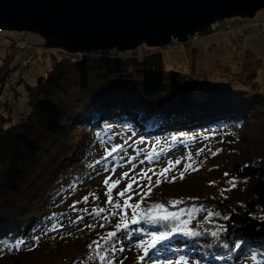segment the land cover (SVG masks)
Returning a JSON list of instances; mask_svg holds the SVG:
<instances>
[{"label":"trees","instance_id":"obj_1","mask_svg":"<svg viewBox=\"0 0 264 264\" xmlns=\"http://www.w3.org/2000/svg\"><path fill=\"white\" fill-rule=\"evenodd\" d=\"M128 50L116 55L108 49L92 50L78 60L52 55L47 73L27 87L30 110L19 120L0 125V264H77L90 255L93 241L116 230L119 216L101 223L90 219L92 209L104 204L87 208L71 203L77 190L92 185L88 179L96 172L97 161L103 160L98 158L101 147L111 139H118L123 151L146 141L152 147L171 144V149L176 137L208 129L244 142L247 119L264 118V92L209 90L194 97V76L165 70L161 51L123 55ZM6 74L13 73L0 68L2 83ZM249 75L244 82L256 86L255 73ZM254 157L222 167L217 162L210 169L199 166L203 170L197 175L203 177L198 181L193 171H187L183 179L167 174L159 185L152 184L138 211L154 203L165 204L168 210L198 209L186 226L198 235L175 232L157 245L176 242L173 250L202 264H237L249 253L264 256V158ZM222 177L230 187L215 196L214 180ZM138 200L139 195L135 203ZM172 200L183 203L172 207L168 205ZM210 211L213 215L205 219ZM62 215L58 228L43 229ZM178 225L179 220L129 222L107 243L100 241L105 259L93 264L119 259L121 264H134L123 254L126 239L137 236L140 244L151 233ZM19 241L23 243L17 248Z\"/></svg>","mask_w":264,"mask_h":264},{"label":"rangeland","instance_id":"obj_2","mask_svg":"<svg viewBox=\"0 0 264 264\" xmlns=\"http://www.w3.org/2000/svg\"><path fill=\"white\" fill-rule=\"evenodd\" d=\"M260 22H264V7L259 9L253 17L232 16L216 20L212 23L213 29L210 32L203 34L196 32L184 40L183 43L172 40L169 46H150L143 42L134 49L124 51L123 55L140 56L154 51H161L163 68L165 70L172 69L181 72H190L194 76V97L204 96L209 90H223L230 94H239L241 92L251 94L255 91L264 92V25L260 26ZM24 36H27L33 43L29 47L28 52L35 53L36 57L25 62L23 69L17 70V59L13 58L12 54H7L8 49L15 48L13 44H9V40H22ZM44 44L43 35L35 31L4 29V33H0V68H6L7 73H14L13 81H9L7 86L3 84L1 87L0 85V125H8L13 121L19 120L30 110L27 87L29 85H35L37 78L47 73L54 58L44 49V46L49 47ZM252 72L255 73L256 86L244 82L245 76L249 78V74ZM8 79L9 76L7 77ZM0 84H2L1 80ZM2 91L4 92L2 93ZM21 113L22 116H20ZM263 125V117L261 120L247 119V123L242 129V136H245L244 142L243 140H233L229 136L224 137L220 130L211 131L207 129L199 132L192 131L187 134H182L183 136L181 137H176V139H173L175 140V148L169 149L171 144L167 145L166 143L152 147V143L146 141L141 147L136 149L129 147L126 148V151H123V147H121L118 150L120 152L117 151L118 153L115 152L105 159V149H111L114 145H121L118 139H111V141L106 142L101 147L102 150L100 149L101 157L98 158H103V160L100 161L96 172L88 179V182H91L92 185L88 188L77 190V194L71 203L75 207L85 206L87 208L95 204H104L103 207L106 211L99 216L92 212L90 218H94L92 220L93 222L101 223L103 221H109L111 217H120V209L112 208L111 205L106 203L105 177L111 176V180L109 181L111 183L114 180L120 179L121 174L125 172L129 173V177L137 175L141 169L152 168L158 172L159 169L167 165L169 160L176 161L179 159L181 163L176 165L168 174H179L184 169L185 163H192L193 167L197 169L193 171V176L198 181L203 177V175H201V178L197 175L203 170L200 168H216L218 166L216 164L217 162L222 167L241 159L252 158L256 155H260L262 157L261 160H263ZM247 136L250 137V140L246 138ZM147 142L150 144L147 145ZM201 149L203 151H200L199 155H197L198 150ZM152 152L158 155L152 160H145V157ZM213 152L216 154L213 155ZM189 155L191 156V160L186 159ZM129 158H132L130 162ZM141 161L144 162L141 163ZM133 165H135L134 168ZM199 166L201 167L197 168ZM106 167L107 171L105 170ZM113 168H115L114 172L112 171ZM130 169L131 171H129ZM188 171L192 170L189 169ZM148 175H152V173H148ZM155 182L156 176L152 175L151 185ZM127 183L128 179H123L112 190L114 202L119 201L121 204L123 203L126 197H119L117 193L123 190ZM140 183L141 185H147L148 181L145 179L141 180ZM214 184L216 186V191L213 193L215 196H219L230 187V184L227 182V177H222L221 180H214ZM133 191L146 192L147 187L138 189L134 184ZM85 196L88 197L87 201L83 199ZM137 197L138 195H133L130 203H135ZM181 208L191 209L193 207ZM176 210L178 209L169 211ZM124 211L125 213L129 212L128 215L132 214L131 208L125 209ZM110 212L117 214L110 215ZM104 216L108 218L103 219L102 217ZM194 216L195 212L192 213V217ZM62 217L63 215L60 217L57 216L55 220L48 221L47 227H43V229L50 231L51 229L58 228L61 224ZM184 219H188V216L183 215L180 217V220ZM170 242L168 244L156 245L155 248L150 249L149 254L145 256L143 261H139V264H152L153 261L163 262L166 260H176L183 256L173 250L176 247V242ZM124 244L125 249L123 254L128 257V262L138 264V256L142 254V248L138 247L140 244L137 236L136 238L126 239ZM163 245L167 247L162 248ZM156 250L161 251L162 254L157 255ZM175 255L177 258L173 257ZM99 260L100 258L94 246L90 255L77 264H93ZM186 260L188 264H202V262H195L194 260H189V258H186ZM123 262V259H119L114 264H121ZM225 263L222 262L220 264ZM236 263L264 264V256L258 253H249L244 257V260H239ZM226 264L231 263L227 262Z\"/></svg>","mask_w":264,"mask_h":264},{"label":"water","instance_id":"obj_3","mask_svg":"<svg viewBox=\"0 0 264 264\" xmlns=\"http://www.w3.org/2000/svg\"><path fill=\"white\" fill-rule=\"evenodd\" d=\"M264 0H0V27L40 33L49 47L164 46L216 20L253 17Z\"/></svg>","mask_w":264,"mask_h":264},{"label":"snow or ice","instance_id":"obj_4","mask_svg":"<svg viewBox=\"0 0 264 264\" xmlns=\"http://www.w3.org/2000/svg\"><path fill=\"white\" fill-rule=\"evenodd\" d=\"M122 147V145H114L111 149H105V159L108 156H111L113 153L117 152L120 148ZM201 150H198L197 155H199ZM218 151V150H217ZM213 155H215L216 153L213 152ZM158 154L155 152L149 153L146 157L145 160H152L155 156H157ZM132 158H129V162L131 161ZM186 159L191 160V156L189 155L188 157H186ZM144 161H141V163H143ZM97 163H100V161H97ZM181 163V161L179 159H177L176 161H171L169 160L167 162V165L164 168L159 169V171L157 172L155 169L149 168V169H141L140 173H138L137 175L131 176L129 177V173L125 172L121 174L120 179L114 180L111 183H109V181L111 180V176L105 177L104 179V184L106 186V193L105 195L107 196V201L106 203L111 205L112 208L115 209H120V220L119 222L116 224L115 231H109L107 232L103 237H100L99 240L93 241L92 244H90L88 247L91 249L93 248V245H95V249L97 252V255L99 256V258L101 260H104L105 257L103 255H100V250L102 248V244H101V240L104 243H107L108 241H110L113 237H115L117 235V232L120 229L123 228H127L129 222L135 224L138 223L139 220L143 219L146 220L147 222H155L157 220H162V221H168V220H179V225L177 227H173L170 231H163V232H159V234L156 233H151L150 234V239L145 242V241H141L140 245H138V247L142 248V254L140 256H138V264L139 261H143L145 259V256H147L149 254V250L155 248V246L162 241H166L168 240L169 237H171L173 235V233L175 232H182L185 235H190V236H194V235H198V233L192 231L191 229L186 228V226L190 223L191 217H192V213L198 211V209L196 208H191V209H184V208H180L176 211H169L168 207L165 204L162 203H154L152 205H150L147 210H141V211H137L138 209H140V205L141 202L143 201V199L148 196L151 192V182H152V175L156 176V184L159 185L161 183V177H165L167 178V174L172 171L173 168L176 167V165H179ZM135 167V165H133V168ZM189 169H191L192 171L197 170L196 168L193 167L192 163H185L184 164V169L179 173V178L183 179L184 178V174L186 171H188ZM105 170L107 171V167L105 168ZM113 172L115 171V168H113L112 170ZM131 171V169L129 170ZM148 173H152V175H148ZM225 175L227 176L228 174L225 173ZM128 179V183L125 186V188L123 190H121L119 193H117V195L119 197H126L123 200V203L121 204L119 201H113V197H112V190L117 187L121 180L123 179ZM147 180L148 184L147 185H141L140 181L141 180ZM176 179L175 176L171 177V181L174 182ZM213 183V182H210ZM136 185L138 189H142L144 187H147V191H133V185ZM232 186L235 187V183L232 182ZM133 195H139L140 196V200H138L136 203H130V201L132 200V196ZM95 198V197H93ZM83 199L85 201L88 200V197L85 196L83 197ZM183 201L181 200H172L168 202V205L175 207L176 205L182 204ZM131 208L132 209V214H131V220L129 221L128 219H126V213H125V209ZM93 213L96 215H100L101 213H104L106 211L105 208H93L92 209ZM110 215H116L117 213L115 212H110ZM183 215H187L188 219H184V220H180V217ZM213 213L210 211L208 213V216L205 217V219H208V217L212 216ZM215 215H219V213H215ZM103 219H107V216L102 217ZM225 219H227V217H225ZM104 225L102 224L101 227H103ZM213 235H216V233L214 232ZM23 243V241H19L17 242V244L15 245V247L19 248L20 245ZM166 245H163L162 248H166ZM116 249L113 248V251H115ZM120 251H123V249L121 248ZM91 259V257H89ZM107 264H113L112 260H108ZM152 264H188V261L185 259V257L181 256L179 259L176 260H166L163 262H157V261H153Z\"/></svg>","mask_w":264,"mask_h":264},{"label":"built area","instance_id":"obj_5","mask_svg":"<svg viewBox=\"0 0 264 264\" xmlns=\"http://www.w3.org/2000/svg\"><path fill=\"white\" fill-rule=\"evenodd\" d=\"M264 22H260V26H263ZM0 33H4V29L0 27ZM174 42L177 41L176 38L172 39ZM13 44V46L15 47L14 49H8L7 50V54H12L13 58L17 59V70H21L23 69V67L25 66V62H28L32 59H34L36 57L35 53H31L28 52L29 47L32 46V42L28 39L27 36H24V38L22 40H11V45ZM45 45V44H44ZM170 43H168L166 46H169ZM44 49H46L48 51L49 54L55 56V57H59L61 59H69V60H78L81 59L84 55H86L89 51H70L64 48H58V47H45ZM121 49L119 48H115V47H111L108 48V52L109 54H121ZM16 70V71H17ZM9 76V79L7 80V77ZM14 79V73L13 74H6L4 81L1 85V87L3 86V84L5 86H7L8 82L12 81ZM4 91H2L3 93ZM3 98V97H2ZM3 100V99H1Z\"/></svg>","mask_w":264,"mask_h":264},{"label":"bare ground","instance_id":"obj_6","mask_svg":"<svg viewBox=\"0 0 264 264\" xmlns=\"http://www.w3.org/2000/svg\"><path fill=\"white\" fill-rule=\"evenodd\" d=\"M235 16H238V15H235ZM45 40V39H44ZM45 43V42H44Z\"/></svg>","mask_w":264,"mask_h":264}]
</instances>
